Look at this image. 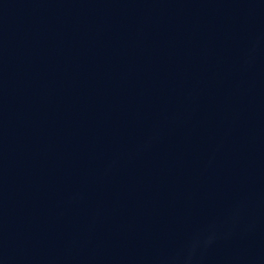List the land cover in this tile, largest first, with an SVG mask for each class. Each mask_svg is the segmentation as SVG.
I'll list each match as a JSON object with an SVG mask.
<instances>
[{
	"label": "water",
	"instance_id": "95a60500",
	"mask_svg": "<svg viewBox=\"0 0 264 264\" xmlns=\"http://www.w3.org/2000/svg\"><path fill=\"white\" fill-rule=\"evenodd\" d=\"M0 264H264V0H52Z\"/></svg>",
	"mask_w": 264,
	"mask_h": 264
}]
</instances>
